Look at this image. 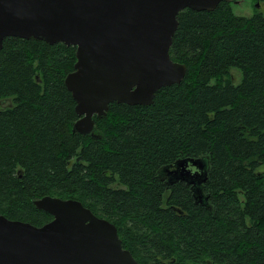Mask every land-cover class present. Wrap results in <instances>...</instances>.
<instances>
[{"label":"trees","instance_id":"obj_1","mask_svg":"<svg viewBox=\"0 0 264 264\" xmlns=\"http://www.w3.org/2000/svg\"><path fill=\"white\" fill-rule=\"evenodd\" d=\"M232 4L180 12L170 55L186 65L184 81L150 106L111 104L93 137L73 131L65 78L76 47L6 38L0 100L12 103L0 108V215L41 227L40 216L53 217L36 200L73 199L115 224L135 258L264 264V15L237 16ZM232 68L238 85L226 78ZM205 156L209 207L185 182L159 177L163 166Z\"/></svg>","mask_w":264,"mask_h":264},{"label":"water","instance_id":"obj_2","mask_svg":"<svg viewBox=\"0 0 264 264\" xmlns=\"http://www.w3.org/2000/svg\"><path fill=\"white\" fill-rule=\"evenodd\" d=\"M236 0H0V63L6 38L76 47L65 85L79 116L73 131L95 136V117L113 103L153 105L159 90L181 84L183 63L170 55L180 12L214 11ZM210 159H179L163 166L167 186L190 185L196 204L209 207L203 183ZM53 217L37 227L0 215V264H139L124 249L115 224L80 201L44 196L34 202Z\"/></svg>","mask_w":264,"mask_h":264},{"label":"rangeland","instance_id":"obj_3","mask_svg":"<svg viewBox=\"0 0 264 264\" xmlns=\"http://www.w3.org/2000/svg\"><path fill=\"white\" fill-rule=\"evenodd\" d=\"M239 1L238 3H233L232 9L235 15L237 16H243V17H252L256 15L257 13H262L264 15V0H236ZM257 4L260 5L259 8H257ZM227 80H229L232 84L238 85L241 82L242 74L241 72L236 69L232 68L230 70V76L226 77ZM12 103L11 99L7 100H0V108L9 107ZM113 188L117 189H123L124 186L121 185L119 182H116L111 185ZM39 221L42 223L49 222L47 218L39 217ZM139 258V257H138Z\"/></svg>","mask_w":264,"mask_h":264},{"label":"flooded vegetation","instance_id":"obj_4","mask_svg":"<svg viewBox=\"0 0 264 264\" xmlns=\"http://www.w3.org/2000/svg\"><path fill=\"white\" fill-rule=\"evenodd\" d=\"M260 7V5L259 4H257V8H259ZM123 247H124V245H123ZM124 249H126L125 247H124ZM144 248L142 247L141 248V250H143ZM128 250V249H127ZM131 252V251H130ZM133 255V254H132ZM134 256V255H133ZM135 258V257H134ZM139 258H140V261H139ZM139 258H135L136 260H137V262L139 263V264H146L145 263V261L146 260H149V261H151V259H154V258H156V259H158V260H156V261H151V263H148V264H167V262L166 261H164L162 258L163 257H161V256H159V255H155V254H150V253H141L140 255H139ZM157 261H159V262H157ZM141 262V263H140Z\"/></svg>","mask_w":264,"mask_h":264}]
</instances>
